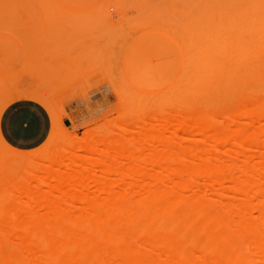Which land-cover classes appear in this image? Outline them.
<instances>
[{
  "label": "rangeland",
  "instance_id": "rangeland-1",
  "mask_svg": "<svg viewBox=\"0 0 264 264\" xmlns=\"http://www.w3.org/2000/svg\"><path fill=\"white\" fill-rule=\"evenodd\" d=\"M241 5L262 6L264 0H0V113L9 103L25 98L43 105L51 121L45 140L33 149L12 148L0 135V230L6 228L1 224L7 219L15 228L10 234L0 231V259L19 256L28 264H52L50 261L73 253L75 244H69L67 229L76 225V219L81 217L83 223L95 225L100 222L88 215L94 210L161 211L165 201H157V194L187 195L191 191L186 188L189 179L190 186L202 189L216 174L223 182L213 184L215 190L206 192V201L213 206L222 204V208L240 199L246 201L228 212L233 231L242 240L252 236L253 227L236 224L240 215L248 214L257 223L255 229L264 232V209L256 206L264 201V148H256V141L264 142V117L247 119L245 105L239 108L238 102L243 93H248L253 103H264V46L246 41L239 49L235 47L240 53L238 61L232 59L221 28L224 20L240 12ZM222 8L231 14H224ZM224 15L233 17L225 19ZM147 43L161 45L167 51L168 65L158 78L139 74L131 65L134 51H141ZM150 62L154 64V58ZM189 113L213 115L218 127L229 128L228 138L215 143L214 129L208 135L192 131L198 124L196 119L185 117ZM241 125L244 133L237 134ZM154 131L162 134L164 141H174L176 149L188 143L198 147L192 157L176 156L193 171L146 165L147 170L143 169L148 176L143 172V186L139 179L133 182L134 177L133 181L128 177L122 180L110 174L108 166L101 163L105 158L112 160L116 148L129 143V139V144L139 142L141 135L154 147L158 141L154 144L149 138ZM93 144L95 152L91 150ZM47 154L50 159L44 161ZM36 161L44 166L36 168L29 180L30 195L39 194L38 201L29 206L30 197L15 192L23 170ZM199 164L212 169L201 171ZM246 164L249 168L244 167ZM48 173L84 180L62 198L63 185L58 180H47ZM153 174L159 177L158 182ZM233 177L238 179V191L232 188ZM144 192L149 196L141 197ZM110 194L120 198L112 204ZM12 195L23 197L20 200L26 202L28 210L38 211L33 223L27 218H6L8 205L15 200ZM48 199L54 203L49 204ZM49 205L55 211L62 205L66 212L48 219L45 213ZM188 216L194 223L205 220L202 213ZM138 239L143 242L140 248L145 255H153L162 264L175 260L169 252L150 253L146 235ZM223 248L230 253V246ZM193 253L200 257L202 251ZM248 253L231 254L222 263L247 264L248 260V264H264V244L251 245ZM214 261L206 264H221Z\"/></svg>",
  "mask_w": 264,
  "mask_h": 264
},
{
  "label": "bare ground",
  "instance_id": "bare-ground-1",
  "mask_svg": "<svg viewBox=\"0 0 264 264\" xmlns=\"http://www.w3.org/2000/svg\"><path fill=\"white\" fill-rule=\"evenodd\" d=\"M236 7L235 8L233 7V8L236 9ZM223 9L224 8H222V10ZM229 9L230 8H228V10ZM238 9L240 11L238 12V14H240L239 18L236 17L238 15L237 13H236L237 15L234 16V18H230L232 15H229L230 17L228 15L227 16L224 15L226 16L224 17L225 19L229 17L230 20L226 19L223 21L221 20L222 18L221 16L223 15L222 14L220 15L221 17L220 20L223 21V23H221L222 25L221 24L220 25L223 30V38L224 40H226V48L228 51V55L230 53L231 58L236 59V60L238 59L237 58L238 55H240L238 49L240 45H242L244 42L251 41L252 44L257 43V45H259L260 48L264 46V5L262 6L255 5L249 8L243 7L241 5V7ZM231 10L233 9L231 8ZM234 11L235 10L231 12L233 13ZM229 13L230 12L226 13L225 11L224 14H229ZM233 15L235 14L233 13ZM235 47H238V49L236 48L235 50ZM245 60L246 62L248 61V59H245ZM262 63H264L263 60H262ZM263 70H264V67H263ZM241 87H242V84H241ZM252 99L253 98L248 93H243L242 97H240V100L238 101L241 104L239 108L243 106V104L245 105L243 106V108L246 110L245 114H246L247 119L249 120H251L254 117H258V118L260 116L264 117V113H261L260 111L261 109H263V112H264V103L262 104H259L258 102L253 103ZM246 103L248 106H246ZM236 110H238L237 107H236ZM173 111H170L169 109V112L171 113L175 114L178 112V111L177 112L176 111L173 112ZM179 113L182 114L181 111ZM189 114H185V117L188 115V118L196 119L197 124H198V125L196 124L197 126L195 127V129L194 127H192V131L198 130L205 134L207 133L208 135L214 129L216 131L215 132L216 135L214 136L213 134L214 137L212 138L215 139V140L213 139L214 142L216 141L215 143H217V141L221 142L222 140H225V137L228 138L229 136L228 134H230L228 131L229 128L224 129L222 126H221L222 128L218 127L213 122L214 121L213 115H212L213 117L212 118L211 115L209 116L200 115L198 113L197 114L194 113L190 115ZM163 116L169 118L166 115H163ZM180 117L182 116L180 115ZM169 119L171 120V118ZM164 121H166V119ZM173 121H175L176 123V120H173ZM170 123L169 124L167 123L168 126L171 125L173 122L171 124ZM181 123L183 124V122ZM195 123L196 122H194L193 124L194 126H195ZM157 124H159V122ZM136 125L137 124H135V126ZM173 125L172 126L175 127V124ZM185 127L190 128V126H186V125ZM146 128L148 127L146 126ZM243 129L245 128L242 127V125L239 126L238 132L236 131L237 134L244 133ZM187 130L189 131L190 129H187ZM124 131H126V129ZM143 132L144 130L142 131V133ZM132 135L133 134H131V136ZM147 135H150V134L147 133ZM141 136L143 137V135ZM84 137H85V134H84ZM142 137H140L141 139L139 142L137 141L136 143L133 142V144H129L130 143V139H129V143L127 142L128 144L127 143L125 145L122 144L123 145L122 147L118 149L116 148V151H114L115 157H112L113 158L112 160L111 159L109 160L108 158L101 160L102 164H105L106 166H108L107 170L110 171L109 172L110 174L112 173L113 175L118 176V178L122 180L128 177V179L133 181L132 177H134L133 182H136L139 179V184L141 182L144 186L146 179H143L144 180L143 182L141 177L144 175L143 172L146 173L147 168L144 167L146 165H148L146 167H150L151 165L154 168L162 167L165 169L166 168L169 169L171 167L172 171H175L173 167L178 166V168L182 171L184 170L193 171V168L189 166L187 162L186 163L182 162L183 158L180 161V158L178 160V158L176 159V156L178 157L179 155L181 157L184 156L187 158L192 157V155L195 154L194 152L198 149V147L196 148L195 144L193 145L192 143H188L187 146L185 144H184L185 146L179 144L177 145L178 147L180 146L179 149H176V146L175 147L173 146V144L175 143L174 141H173V144H170L169 142H166V139L164 141L162 134L155 133L154 131V133L151 134V137L149 136L148 137L152 138L153 143L155 141H158L160 143V146H156L158 142H155L156 144L154 143L155 145L153 147L152 143H151L152 146L148 145L149 144L148 141L146 142V140H143ZM111 138L113 140V137ZM107 140H106V143H107ZM75 141H76L75 143L79 142L77 140ZM159 143L157 145H159ZM109 144L107 146H109ZM183 147H185L184 150H182ZM256 148H259V149L264 148V142L256 141ZM91 150L93 152L97 150L96 144H93V146L91 147ZM147 151L149 153L148 157H146L147 153L145 154V152ZM101 152L99 154H101ZM143 155H145L146 158ZM261 158L264 159V155H262ZM49 159L50 158L48 157V154L43 157L44 161H48ZM62 159L64 163V157H62ZM39 160L42 161V158ZM40 162H37L35 163L34 166L29 167V168L27 167L26 169L23 170L19 178L20 184L17 187V189L15 188L17 190L15 194L20 193L19 194L20 196L24 195V196L30 197V201L27 202L29 206L32 204V202L36 203L39 198L38 193H36V195L34 196L30 195L31 190L29 186H30L31 181L29 180L32 178V176L36 174V168H38L39 170L41 167L44 166V165L39 166L38 163ZM249 166L250 164L249 165L246 164L244 167L249 168ZM143 168L146 170H144ZM197 168H199V170L201 171H208L212 169L207 164H199ZM241 169H243V167ZM145 176L146 177L148 176L147 173ZM152 177L155 182H158L159 177L156 174H153ZM45 178H47V180H58L61 182V184L63 185L61 189L62 198H65L66 196H68L70 192V188L72 186L74 185L76 186L78 184L80 185L84 180V177L82 178L81 177L75 178V176L74 177H71V176L62 177L58 173H54V174L48 173ZM237 180L238 179L234 177L231 179V181L235 183V185L232 188L233 190H236V191L240 190L239 182H237ZM210 181L209 183L208 182L206 183L204 188L195 189L192 186H190L189 182L191 181L189 179L187 181L186 188H188L191 191H189V194L183 195V196L182 195L180 196L171 195L168 197L161 193L157 194L155 198L157 201L158 200L165 201V207L161 211H158V210L122 211L119 209L118 210L113 209V211L94 210L93 213L89 212L88 215L94 216L95 220H98L100 223H97L95 225H88V224L83 223L81 217L76 219V225L72 224L67 229L69 244L73 242L75 244L73 253H71L69 256L59 257L57 259H54V261H50V262L52 264H118L119 262H122L123 264H162L161 261L160 262H158V260L156 261V258L153 255L151 254L145 255V252L142 251V249L140 248V247H143L142 246L143 242H139L140 240L138 238L143 235H146L149 239L148 241L145 242V244L147 245L150 253L165 254L169 252L172 256H174L173 258L175 260L172 259L173 263L174 261L175 263H178L179 259H181L182 262L180 264H206L207 261H212V260H215L214 262L217 261L218 263L223 264L222 262L226 263V260H228L229 257H232L231 254H234V255L238 254V256L239 254L249 255L250 253L248 252H250L251 245H257V246L262 247L264 244V232L255 229L257 228L256 227L257 223H253L254 221H252L249 218L248 214L240 215L236 224L241 228L242 227L246 228V226L247 228L248 226L253 227L251 229L252 236H250L249 239L243 238L244 240H242L241 239L242 237L240 236L241 237L240 238L238 236L239 235L238 233H237L238 235H236L235 231H233L232 229V224H231L232 221L230 220V216L228 212L234 209L237 203L246 204L247 202L242 201L241 199L239 201L236 200L237 202L231 201L232 203L230 204L229 203L224 204V208H222L223 207L222 204H216V205L214 204L215 206H213V204L211 205L210 203L206 201L207 200L206 197L208 196L206 192L210 193L213 190H215L214 189L215 187L213 184L221 183L223 182V179L221 178V176H218L216 174L215 176H213V179ZM190 187L193 188V190L190 189ZM19 195H17L18 198L15 195H14L15 197L12 195L13 197L12 199H15V200H13L8 205L6 218H10L12 216L17 217V218H27L33 223L38 211H32L30 209L28 210V207L25 206L26 202H22L20 199H22L23 197H20ZM110 195H109V198L110 197L111 198L110 199L108 198V200L111 201V203L116 202L120 198V197L119 198L117 197L118 195L117 196H114V195L110 196ZM145 196L146 197L149 196V193L148 194L147 193L145 194V192L142 193L141 197H145ZM48 203L51 204L54 202L52 199H48ZM121 203L123 202L121 201ZM196 203H199V204L196 205ZM178 204L180 205V208H177ZM199 205L200 207H198ZM256 206L260 210L264 209V201H260L259 204H257ZM53 209H56V208H54L52 205H49L48 212L45 213L46 218L47 217L48 219L49 217L52 218L54 215L62 216L66 212V207L62 205H60L57 208L58 211H55ZM197 212L199 214L202 213V215L204 214L205 220L203 222L194 223L192 222V220L191 221L189 220L190 218L189 219L187 218L188 214H189L188 217H190L191 214L192 215L193 214L195 215V213L198 214ZM7 220H8L7 223L2 222L1 224V225L6 226V228L1 229L0 231L10 234L15 230V228H14V224L11 223V220L10 219H7ZM126 221L132 223V225L126 226V223H125ZM224 245L230 246L231 248L230 253L225 252V249H224L225 247L223 248ZM7 249L9 248H6V250ZM198 249L202 251V254L200 255V257L199 255L198 257H195L193 255L194 254L193 251L194 250L196 251ZM126 254H128V257H126ZM129 256H131V258H129ZM245 257L246 256H244V258ZM247 257L245 259H247ZM35 261H40V258L35 259ZM244 261L246 262V260ZM173 263H169V264H173ZM233 263L235 264V262ZM248 263L249 262L247 260V264ZM251 263L252 262H250V264ZM0 264H28V263L27 261H25V259L19 256H13V257H9L7 260L0 259Z\"/></svg>",
  "mask_w": 264,
  "mask_h": 264
},
{
  "label": "crops",
  "instance_id": "crops-1",
  "mask_svg": "<svg viewBox=\"0 0 264 264\" xmlns=\"http://www.w3.org/2000/svg\"><path fill=\"white\" fill-rule=\"evenodd\" d=\"M141 49L135 50L132 55L133 70L158 78L162 69L168 65L166 49L154 43H147ZM152 58L155 60L154 64H150ZM50 125L47 109L31 99H17L6 105L0 113V135L5 143L18 150L39 146L45 140Z\"/></svg>",
  "mask_w": 264,
  "mask_h": 264
}]
</instances>
